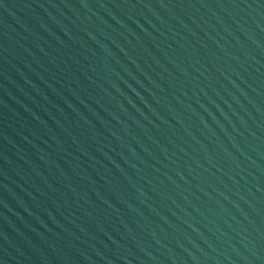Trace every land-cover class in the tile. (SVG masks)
Returning <instances> with one entry per match:
<instances>
[{
    "label": "water",
    "instance_id": "1",
    "mask_svg": "<svg viewBox=\"0 0 264 264\" xmlns=\"http://www.w3.org/2000/svg\"><path fill=\"white\" fill-rule=\"evenodd\" d=\"M0 264H264V0H0Z\"/></svg>",
    "mask_w": 264,
    "mask_h": 264
}]
</instances>
